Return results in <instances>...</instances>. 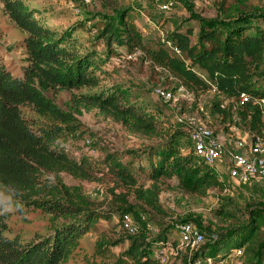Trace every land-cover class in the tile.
Instances as JSON below:
<instances>
[{
	"label": "trees",
	"instance_id": "trees-1",
	"mask_svg": "<svg viewBox=\"0 0 264 264\" xmlns=\"http://www.w3.org/2000/svg\"><path fill=\"white\" fill-rule=\"evenodd\" d=\"M241 2L243 0L237 4ZM0 3L3 14L26 34L23 40L26 65L20 77L12 76L0 56V185L23 208L46 213L53 223L61 221L50 236H37L21 243L17 237L5 236L9 214L0 215V264H63L97 218L108 215L90 209L82 193L61 180L62 173L91 180L89 171L93 164L85 157L76 159L67 149L56 147L68 136H76L80 127L73 115L62 111L47 95L98 88L102 67L110 55L102 59L93 49L81 50L66 33L48 27L37 17V11L23 0H0ZM259 20L264 21V15H245L228 24L204 22L194 45H191V31L173 34L172 45L183 59L169 55L166 50L150 55L159 67L192 93L201 94L213 87L219 97L213 109L219 114L221 123H227L228 128L245 126L264 141V107L251 102L239 104L243 94L251 99H264L261 69L264 65V27L258 25ZM98 38L104 42L106 54L113 53L114 44L142 47V36L128 22L126 14H119L114 22H108ZM194 69L208 75L213 86ZM125 92L120 87H110L71 97L78 114L82 108L96 110L130 134L162 141L152 150L157 163L148 173L152 184L146 188L138 186L131 170L107 156L106 171L115 178L116 185L132 188L136 199L160 213L163 212L158 184L161 176H174L182 190L194 195L204 196L209 189L223 190L221 173L200 161L192 146L183 152L179 135L170 136L154 113L135 100L130 101ZM22 107L47 117L51 123L44 127L32 124L22 116ZM45 174L52 178H43ZM114 212L120 214L122 221L124 215L131 214V208L119 206ZM134 220L138 229L137 236L133 235L129 256L144 260L145 264H159L155 253L159 247L168 245V236L175 235L177 223L161 234L158 231L156 239L152 240L148 225L155 226L146 215L144 218L134 215ZM250 229L257 231L255 227ZM237 232V229H228L221 237L231 239ZM209 241L213 242L212 252H196L190 263L206 264L209 260L216 264L219 253L214 245L218 241L216 237ZM234 246L241 247L242 243ZM225 247L231 246L227 243ZM260 264H264V255Z\"/></svg>",
	"mask_w": 264,
	"mask_h": 264
},
{
	"label": "rangeland",
	"instance_id": "rangeland-1",
	"mask_svg": "<svg viewBox=\"0 0 264 264\" xmlns=\"http://www.w3.org/2000/svg\"><path fill=\"white\" fill-rule=\"evenodd\" d=\"M23 1L37 11V17L48 27L58 33H66L81 50L93 49L97 57L102 59L110 55L102 67L98 88L61 91L57 94L49 92L47 95L62 111L73 115L80 127L76 136H68L59 141L56 147L67 149L76 159L85 157L93 164L89 171L91 180L68 173L60 174L61 180L66 186L80 191L90 209L108 215L106 218H97L63 264H145L144 260L132 259L128 254L133 235L137 236L138 225L134 215L143 218L146 215L155 226L148 225L150 237H154L152 240L156 239L158 231L161 234L165 228H173L174 224L182 222L193 224L205 235V241L195 249H179L177 237L168 236V245L159 249L162 255L155 253L159 264H194L189 260L195 259L196 252H212L213 242L209 240L213 237L218 241L214 245L219 253L216 264H260L264 255V193L259 184L253 182L243 186L237 183L226 174L223 164L219 170L223 190L209 189L204 196L185 192L178 186L179 181L174 176H161L158 184L163 212H154L136 199L132 188L116 185L115 178L106 171L105 159L107 156L115 158L120 165L132 171L139 187L146 188L152 184L148 173L157 163L152 150L162 141L130 134L120 124L104 118L96 110L82 108L78 114L71 97L72 94L120 87L126 91L130 101L135 100L154 113L170 136L179 135L183 152L186 153L191 147L187 122L196 117L216 134L226 153L249 155L254 140L259 139L263 145L264 141L250 133L245 126L241 129L233 126L228 128L227 123H221L219 114L213 109V104L219 98L214 88L201 94L192 93L173 75L159 67L150 53L166 50L169 55L183 59L184 56L172 45L174 33L191 31V45H194L202 23L216 21L228 24L245 15H264V0H243L240 5L237 4L240 0H161L173 4L166 11L151 0ZM119 14H126L128 22L140 32L142 47L114 44L113 53L106 54L104 42L96 38L105 25L114 22ZM258 25L264 27V21L259 20ZM25 37L26 34L3 14L0 3V56L14 77H20L22 67L26 65L23 47ZM261 69L264 74V65ZM194 70L213 86L208 75ZM157 90L170 93L171 100L160 99ZM21 113L37 126L44 127L51 123L50 119L30 108L22 107ZM43 178L52 177L45 174ZM6 204H10L13 211L3 212ZM119 206L131 208V214H128L131 225L126 226L120 214L114 212ZM0 212L9 214L5 236L10 239L17 237L21 243L30 242L37 236H50L61 222L53 223L48 214L23 208L1 185ZM251 226L257 231L251 230ZM228 229H237L238 232L231 239L221 237ZM227 243L231 246L228 249L225 247ZM236 243H242V246L237 248L234 246ZM233 250L240 251V254L237 255ZM206 264L214 263L207 260Z\"/></svg>",
	"mask_w": 264,
	"mask_h": 264
},
{
	"label": "built area",
	"instance_id": "built-area-1",
	"mask_svg": "<svg viewBox=\"0 0 264 264\" xmlns=\"http://www.w3.org/2000/svg\"><path fill=\"white\" fill-rule=\"evenodd\" d=\"M88 2L89 0H84ZM133 1V0H132ZM158 5L160 9L166 11L172 7V2L163 3L161 0H151ZM157 95L163 100H171V94L157 90ZM246 102H251L264 107V99H251L248 95H241L239 104L243 105ZM202 111V109H200ZM180 123H183L180 121ZM189 138L195 156L200 159L209 168L214 169L219 173L220 165L225 166L226 174L239 184H251L253 182L259 184L264 193V145L256 139L252 142L249 155L241 152L226 153L222 142L214 132L207 128L200 119L192 117L188 120ZM241 146V145H239ZM123 222L126 226L132 224L128 214L124 215ZM150 230V228L148 227ZM175 235L177 237L178 248L195 249L205 241L204 234L189 222H182L176 225ZM162 247H159L161 249ZM237 255L240 251H235ZM162 255L161 251L157 252Z\"/></svg>",
	"mask_w": 264,
	"mask_h": 264
},
{
	"label": "clouds",
	"instance_id": "clouds-1",
	"mask_svg": "<svg viewBox=\"0 0 264 264\" xmlns=\"http://www.w3.org/2000/svg\"><path fill=\"white\" fill-rule=\"evenodd\" d=\"M17 207H20V206L17 205ZM10 211H13V208L11 207L10 204H6V205L3 207V212H10ZM3 212H0V215H2Z\"/></svg>",
	"mask_w": 264,
	"mask_h": 264
}]
</instances>
